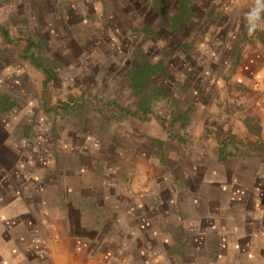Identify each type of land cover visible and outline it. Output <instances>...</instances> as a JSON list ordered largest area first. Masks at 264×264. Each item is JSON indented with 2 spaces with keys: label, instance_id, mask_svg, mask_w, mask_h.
Wrapping results in <instances>:
<instances>
[{
  "label": "rangeland",
  "instance_id": "rangeland-1",
  "mask_svg": "<svg viewBox=\"0 0 264 264\" xmlns=\"http://www.w3.org/2000/svg\"><path fill=\"white\" fill-rule=\"evenodd\" d=\"M252 3L264 11V0ZM225 4L0 0V111L16 103L0 115V143L32 140L66 168L35 189L47 165L35 160L39 169L11 203L10 190L0 193V264H204L207 242L208 264H264V218L243 211L264 206V140L237 131L243 114L228 91L254 46ZM74 132L108 145V177L91 197L61 189L78 168L59 151ZM11 155L0 148L7 166ZM143 170L154 175L146 186L159 188L151 211L148 190H132ZM246 170L256 178L248 199ZM202 175L212 183L196 190Z\"/></svg>",
  "mask_w": 264,
  "mask_h": 264
},
{
  "label": "crops",
  "instance_id": "crops-1",
  "mask_svg": "<svg viewBox=\"0 0 264 264\" xmlns=\"http://www.w3.org/2000/svg\"><path fill=\"white\" fill-rule=\"evenodd\" d=\"M258 0H223L226 3L224 6L227 8L224 11L233 10L231 16L235 20H239L243 26H245V31L243 34L249 35V40H247V45L254 46L250 53L244 56V58L239 60L236 66L235 72L231 76V86L228 88L231 96H237L238 101L232 100L230 103H234V110H237L239 114H243V120L241 122L237 131H244L249 134L250 138H262L264 140V11L260 10L258 3H252ZM252 4V5H251ZM247 6L254 7L251 10H245ZM244 9V10H243ZM234 14V15H233ZM245 18V19H244ZM230 101V98L228 102ZM86 137V138H85ZM85 135L80 136L79 133L74 132L71 135H64V141L70 144L69 149L61 148L59 151H64L66 153H73L76 156V162L78 168L69 176H65L63 181V189L68 192H74L79 196L91 197L95 195L94 191L96 187L103 184L104 178L108 175L104 171L103 161L104 156L108 153V147L102 144H92L91 138H87ZM102 143L103 140L99 139ZM108 146V145H107ZM142 175H138L133 179L132 190L134 195L138 197L142 192L148 190L146 195L150 198L148 201L147 209L151 211L153 208L150 207L151 200L158 194L159 188L153 187L149 188L146 186L147 181L153 179V173L147 170H143ZM143 177V184L140 187V177ZM243 176L248 179V184H243L245 186L246 196L252 194V189L255 184V175L246 171L243 172ZM261 176V175H260ZM156 177V176H155ZM161 176H159L160 178ZM146 182V183H145ZM212 180L205 179L204 175L197 180L196 190L203 187H209ZM244 183V182H242ZM234 182L229 179L226 183L222 181V193L224 197L221 200L224 202L228 200V197L234 186ZM192 187V186H191ZM131 189V188H130ZM193 189V188H192ZM195 191V190H194ZM145 194V193H144ZM202 200H208L203 198ZM243 205V211L250 209L253 218H264V206L262 204H257L254 208H245ZM204 219H212V216H205ZM238 246H234L231 250L233 254L232 257L236 259V251H239ZM252 255L251 257H253ZM236 261V260H235ZM234 261V262H235ZM236 263V262H235Z\"/></svg>",
  "mask_w": 264,
  "mask_h": 264
},
{
  "label": "trees",
  "instance_id": "trees-1",
  "mask_svg": "<svg viewBox=\"0 0 264 264\" xmlns=\"http://www.w3.org/2000/svg\"><path fill=\"white\" fill-rule=\"evenodd\" d=\"M151 70L152 68H148L143 67L141 69H139L135 75L136 78V82L138 84H142L145 82V79L151 74ZM3 98L5 100H7L6 97H3L0 95V100H3ZM16 105L15 102L9 103V107H2V110L0 111V115L1 113L4 114H8L11 113V109ZM2 147H7L10 149L11 151V156L10 159L12 160L11 165L7 166L5 163L1 162L0 159V193L1 192H5L7 189L10 190V193L7 196V202L11 203L12 200V191L15 189V194H19V189L22 187H27V185H29V182L31 181V175L35 170H38V164H36V162H40V164H42V162L46 163L47 165H43V168H41L40 170L42 171L41 177L39 179L36 180V182H33L32 187L37 189L39 187H44L46 185V181L48 178V174L51 172L56 176V172L58 170H56V167L59 168V170H66L65 167L62 166V169H60L61 167H59V165L61 164H57V160L58 158H56L55 156L52 155V152L47 151L45 152L44 150H42L43 148H41L40 146L36 145L32 140H28L25 144H23L22 146L18 143V141L16 140H10L7 143H0V148ZM21 150V151H20ZM30 151L33 153V155L36 157V159L34 158L33 160H28L26 159L24 156L28 155L30 153ZM44 151V152H42ZM29 152V153H28ZM36 160V162H35ZM39 160V161H37ZM79 164V163H78ZM1 172H4V175H2ZM70 174H67V176H69ZM19 177V183H14L17 178ZM61 179V177H60ZM64 177L62 182L64 181ZM16 186V187H15ZM61 186H63V183L61 184ZM12 188V190L10 189ZM61 189H63L61 187ZM8 192V191H7ZM68 192V191H66ZM12 195V196H11ZM189 242V241H188ZM188 242H184L183 244L180 245V254L183 253L182 248H186V245ZM206 244V243H205ZM175 246V245H174ZM207 246V247H206ZM205 250L207 248V251L204 250V255L202 256L201 261L205 262L204 264H208L207 260H206V256L205 254L208 253V249L210 248L208 245V242L206 244ZM174 248L173 246H170L169 248L171 249ZM169 248L167 249L169 251ZM210 250V249H209Z\"/></svg>",
  "mask_w": 264,
  "mask_h": 264
}]
</instances>
